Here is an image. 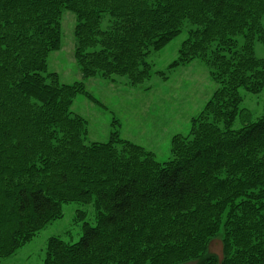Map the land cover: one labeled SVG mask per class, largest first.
<instances>
[{
    "label": "trees",
    "instance_id": "1",
    "mask_svg": "<svg viewBox=\"0 0 264 264\" xmlns=\"http://www.w3.org/2000/svg\"><path fill=\"white\" fill-rule=\"evenodd\" d=\"M64 9L83 78L133 86L150 77L148 54L189 26L169 68L200 59L218 87L189 133L171 139L170 160L116 129L85 142L71 105L77 94L100 103L47 71ZM256 41L264 0H0V258L61 217L62 203L93 201L96 224L83 223L76 242L50 238L43 264H264V111L244 119L239 93L264 88ZM220 230L222 259L205 251Z\"/></svg>",
    "mask_w": 264,
    "mask_h": 264
},
{
    "label": "rangeland",
    "instance_id": "2",
    "mask_svg": "<svg viewBox=\"0 0 264 264\" xmlns=\"http://www.w3.org/2000/svg\"><path fill=\"white\" fill-rule=\"evenodd\" d=\"M75 24L74 13L64 9L60 21L61 47L49 53L47 71L56 72L59 82L64 84L83 82L86 91L100 103L77 94L71 105V111L87 122L85 142H107L111 132L116 129L121 139L152 152L158 162L170 160L171 139L175 135L185 136L189 133L191 119L200 113L218 87L211 79L208 67L200 59L169 68L188 35L189 26L185 25L181 33L163 48L148 54L146 60L151 66L150 77L133 86L125 76L83 78L74 58ZM254 50L257 57L264 58V43L256 41ZM163 74L167 76L166 79ZM239 93L242 96L240 107L246 110L243 118L246 119L249 112L252 121H255L264 111V88L258 94L240 88ZM243 120L238 116L232 129L241 127ZM61 212V217L35 232L14 254L0 258V264H43L50 238L76 242L83 233V223L96 224L97 213L93 201L62 203ZM225 219L226 214L222 221ZM221 237L222 230L207 242L205 250L218 259L223 257ZM199 262V259H191L179 264Z\"/></svg>",
    "mask_w": 264,
    "mask_h": 264
},
{
    "label": "bare ground",
    "instance_id": "3",
    "mask_svg": "<svg viewBox=\"0 0 264 264\" xmlns=\"http://www.w3.org/2000/svg\"><path fill=\"white\" fill-rule=\"evenodd\" d=\"M222 238V237H221ZM222 240V239H221Z\"/></svg>",
    "mask_w": 264,
    "mask_h": 264
}]
</instances>
